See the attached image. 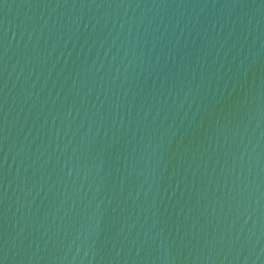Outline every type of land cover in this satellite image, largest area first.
Listing matches in <instances>:
<instances>
[{"label": "water", "instance_id": "water-1", "mask_svg": "<svg viewBox=\"0 0 264 264\" xmlns=\"http://www.w3.org/2000/svg\"><path fill=\"white\" fill-rule=\"evenodd\" d=\"M0 264H264V0H0Z\"/></svg>", "mask_w": 264, "mask_h": 264}]
</instances>
